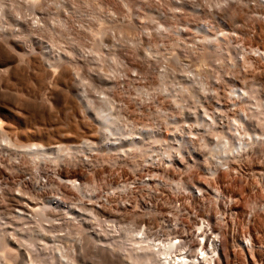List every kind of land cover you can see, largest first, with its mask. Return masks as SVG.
Masks as SVG:
<instances>
[{"label": "rangeland", "instance_id": "obj_1", "mask_svg": "<svg viewBox=\"0 0 264 264\" xmlns=\"http://www.w3.org/2000/svg\"><path fill=\"white\" fill-rule=\"evenodd\" d=\"M24 1L0 0L1 30L18 33L20 7L32 22ZM217 1L40 0L43 25L21 30L20 43L43 60L72 56L63 66L78 72L71 100L49 105L59 120L46 128L13 117L14 127L22 140L75 144V157H86L78 179L85 206L80 193L49 180L51 160L37 184L36 164L23 156L28 171L0 173V264H130L105 243L128 224L155 250L170 238L195 248L201 219L224 249L211 264H264V0H239L225 16ZM29 82H13L25 99L37 88ZM256 140L259 151L234 149ZM16 153L0 145L6 162ZM19 197L59 198L69 210L19 222L11 210ZM175 220L186 232H170Z\"/></svg>", "mask_w": 264, "mask_h": 264}, {"label": "bare ground", "instance_id": "obj_2", "mask_svg": "<svg viewBox=\"0 0 264 264\" xmlns=\"http://www.w3.org/2000/svg\"><path fill=\"white\" fill-rule=\"evenodd\" d=\"M28 1L29 4L24 3L25 1L23 2V4L24 5L27 4V8H29L32 11L33 13L32 22L30 23L28 21L30 18L29 19L26 18L23 8L20 7L17 10V15L19 17L17 19L18 33L15 36H13L14 32L12 33V30L10 31V29L7 30L8 27L7 29H3V30L0 29V140H1L0 142H2L0 145L3 148H7V149L11 148L19 151V154L16 153V155L19 156L15 155L13 157L15 161L13 162H8V161L6 162L4 159H2V157L0 158V173H4L8 171L9 176H11L12 174H14L15 171L18 170L28 171L29 168L22 162L21 158L25 155H30L32 161H34V163L36 164L35 165L36 172L33 174L34 175L33 177H31V175L29 174L30 179L31 178L36 179V182L38 184L41 180V175H40L41 170L45 168L44 165V163H46L45 160L48 161L51 160L53 162L52 163L53 167L51 170V174L48 175L51 178L49 180L52 181V178L54 180H57V182L62 187L66 188L65 191L69 189L75 191L78 194L80 193L81 198L78 199L80 204L78 202L77 203L79 204L80 209H83V206H85L83 200L86 199L85 198L86 195L83 194L84 191H82L83 189V186L81 185L82 182L80 183L78 179L80 177L79 172L86 165L85 163L86 157H84L83 159H80L78 157L76 158L75 155L73 154V152L76 153V151H74L75 144H71L66 141L64 142L61 141L62 143H59L60 141L51 142L48 140V142L43 143L42 141L36 139L35 141H32L31 139H26V140L19 139L17 137L16 130L14 127L16 126V124L14 125L13 117L16 118L17 120L26 123L39 121L46 128L50 126L48 125L49 123L46 121L49 118H55L56 115L50 112L51 108L49 107V105L51 104V102H54L56 100L55 98L56 96L58 97L63 96V98H65L66 100H71L70 95L72 93V87L75 82L74 77L78 72L76 64L75 66L73 65L71 67L70 66L67 67L65 65L63 66L64 62H73L71 61L72 56H70L69 59L67 55H62L61 57L59 56V59L57 58L58 60L55 59L56 61L48 59V57L47 60H43V57H41L40 55L41 53L38 54L34 52V50L28 51L26 47H24L20 43L19 36H21L22 34L21 32L23 31V29L34 33L35 31L37 32V30L40 29L43 25L40 16V13L42 14L41 11H43V8L40 5V0H28ZM238 1L239 0H223V2L217 1V4L219 5L218 12H220V14L224 16L229 14L231 9L232 8L234 9ZM5 6L6 4H4L3 2L0 5V15H2V17L5 14L4 13L6 10ZM65 16L68 15L66 14ZM68 23L66 21V24ZM200 29L207 30V26L202 25V27H200L199 30ZM77 37L79 36L77 35ZM113 40L115 44V49L118 51L120 45L119 40L118 39H113ZM98 54L100 55V52H98ZM201 56L203 55L201 54ZM141 71H143L142 68ZM146 72L147 71L145 69L144 70L145 75ZM21 81H31V82L33 81L36 83L37 88L35 87L36 88V89L34 88L35 90L32 89L33 92L29 95L30 97L29 99H25L24 95H23L24 98L22 97L20 93L21 89H19V87L18 88L14 87L15 85L14 83H16L17 85V83ZM31 82H29V84L33 83ZM84 86L86 87V85ZM74 103H76V101ZM75 107L77 108L78 106ZM69 111H71V109ZM69 111L68 113L69 114L71 113L72 115V113L74 114V111L76 110L72 108V111L71 112ZM96 111L100 119L104 123L107 122L109 123L111 119V115L109 116V114L107 113L105 114L106 111L104 108L98 107ZM55 119L56 121L59 120L58 118ZM89 126L90 128H94V126L90 123ZM259 141L256 140L254 142H248L245 145H243V143H239L234 149L242 150V149L251 148L252 150L259 151L262 148L261 145L259 144ZM112 144H116V143H112ZM218 145H219L218 143L215 144V146ZM115 146L110 145L109 147L113 149ZM131 146L137 147V143L133 141ZM142 149L143 148L141 147L140 150ZM34 163H32V165H34ZM32 183H34V181ZM21 192L22 191L19 190V193ZM201 193L202 191H199L196 195H201ZM12 195L14 196V194ZM45 200L44 202H42L40 200H37L36 198L31 197V200L24 201V199L20 197L14 198L11 201L12 202L11 210L13 211L14 209H16L17 212L15 215L16 219H18L19 222L22 221L25 223L29 221L31 222L33 220L34 222L40 221V219L46 217L47 214L52 215L69 210L65 200L63 201L59 198L50 199V200L45 199ZM175 221L176 222L174 226L171 227L172 231L170 232H175V233L186 232L187 230L186 226L183 223H181V221L180 222H178L177 220ZM193 226L195 230H198L200 232V236L198 235L199 237H197V239H194L197 242L195 243L198 244V246L200 245L199 252H196V248H198V246L192 248L193 243H191L190 240H189L190 242H188V240H182V239L173 240L172 238H170L167 242H163V243L159 242L158 245L156 246L157 249L155 250L154 249L155 246L153 245V242L151 240H148L145 235L142 234L143 237H141L140 239L134 237L133 236L134 229L132 228L133 226L129 224L123 230L122 236H119L117 239L113 241L105 242V243L106 246H110L115 250L120 249L121 251H123V253L125 254V255L122 254L124 255L123 258H125L126 261L128 260L129 263L131 262L133 264H143V263L211 264L210 262L213 259L215 253L218 255L219 258L223 254V250H224L223 248L221 249V247H219V244H217L218 242L217 234L214 233L213 226L209 221H205L201 219L200 221L195 222ZM174 237H176V235ZM160 257L163 258L164 262L160 263ZM122 260L123 259L121 258V261Z\"/></svg>", "mask_w": 264, "mask_h": 264}]
</instances>
